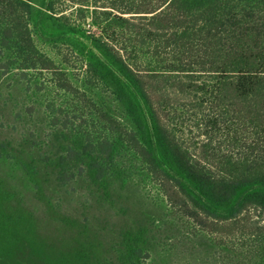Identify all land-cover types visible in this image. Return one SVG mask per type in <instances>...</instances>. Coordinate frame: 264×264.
<instances>
[{
  "label": "trees",
  "instance_id": "16d2710c",
  "mask_svg": "<svg viewBox=\"0 0 264 264\" xmlns=\"http://www.w3.org/2000/svg\"><path fill=\"white\" fill-rule=\"evenodd\" d=\"M63 1L100 31L88 37L97 53L87 54V77L113 95L127 123L35 44L38 3L55 18ZM13 72L21 80L51 73L104 135H83L73 129L83 124L54 116L50 151L0 137V160L20 167L50 219L70 232L47 230L0 176V264H101L94 224L56 212L50 197L80 177L93 198L116 207L122 149L170 208L212 239L221 264H264V0H0V78ZM166 106L197 140V158L168 125ZM142 229L136 223L124 234L130 264L143 253Z\"/></svg>",
  "mask_w": 264,
  "mask_h": 264
},
{
  "label": "rangeland",
  "instance_id": "374dc122",
  "mask_svg": "<svg viewBox=\"0 0 264 264\" xmlns=\"http://www.w3.org/2000/svg\"><path fill=\"white\" fill-rule=\"evenodd\" d=\"M36 10L32 29L37 47L56 62L74 86L86 91L88 99L108 105L123 123H127L113 95L95 82H89L87 77V54L89 51L97 53L88 37L98 36L100 31L92 23L78 19L77 8L67 1L56 6L55 18L46 15L41 3ZM70 27L79 32L69 30ZM52 78L48 72L30 73L24 80L16 72L0 78L1 138L26 137L38 149L50 151L52 144L48 138L54 116L73 126L83 124L82 128L71 127L83 135L88 132L97 137L104 135L101 125L92 121L85 102L56 90ZM164 113L180 143L197 158L198 145L194 135L179 122L172 106H166ZM116 161L125 177L124 181L115 183L120 190L116 207L93 198L88 183L80 177L61 193L50 197L56 212L79 220L87 218L94 224L103 244L101 264H130L124 234L136 223L143 225L145 244L135 264H221L212 239L199 233L192 222L170 208L160 187L147 175L135 155L122 149ZM0 176L23 204L39 216L47 230L53 233L54 226L59 227L67 237L70 236L67 229L50 219L49 212L38 201L32 185L15 162L0 160ZM254 218L262 219L260 213H254Z\"/></svg>",
  "mask_w": 264,
  "mask_h": 264
},
{
  "label": "built area",
  "instance_id": "2783aa9c",
  "mask_svg": "<svg viewBox=\"0 0 264 264\" xmlns=\"http://www.w3.org/2000/svg\"><path fill=\"white\" fill-rule=\"evenodd\" d=\"M88 23H90V24H91L90 20L88 21ZM90 24H89V26H90Z\"/></svg>",
  "mask_w": 264,
  "mask_h": 264
}]
</instances>
